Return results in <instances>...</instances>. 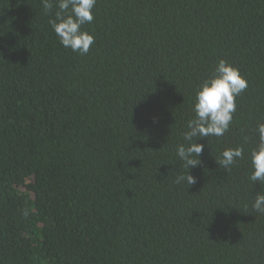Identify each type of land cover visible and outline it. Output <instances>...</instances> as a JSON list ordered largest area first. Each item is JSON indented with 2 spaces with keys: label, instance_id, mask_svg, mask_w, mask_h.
Segmentation results:
<instances>
[{
  "label": "trees",
  "instance_id": "16d2710c",
  "mask_svg": "<svg viewBox=\"0 0 264 264\" xmlns=\"http://www.w3.org/2000/svg\"><path fill=\"white\" fill-rule=\"evenodd\" d=\"M56 2L0 0V264H264V0H96L85 55ZM220 59L247 88L187 169L176 147Z\"/></svg>",
  "mask_w": 264,
  "mask_h": 264
},
{
  "label": "clouds",
  "instance_id": "9594fccd",
  "mask_svg": "<svg viewBox=\"0 0 264 264\" xmlns=\"http://www.w3.org/2000/svg\"><path fill=\"white\" fill-rule=\"evenodd\" d=\"M46 13L54 8L52 0H41ZM96 0H57L55 18L49 23L60 44L81 55L88 53L94 43V36L83 29V25L94 19L92 10ZM247 88V81L239 69L226 60H218L213 74L204 79L195 94L193 111L195 116L187 121L183 133L187 144H178L176 155L187 169L195 168L202 163L199 159L204 145L196 142L200 138L223 136L232 122L236 109L235 97ZM256 132L259 143L251 150L250 162L252 172L249 179L254 183H264V123H258ZM243 148H227L222 151L218 163L225 169H230L236 160L242 158ZM186 181L188 185L196 183V178L190 174L180 175L176 183ZM252 209L264 214V194H256Z\"/></svg>",
  "mask_w": 264,
  "mask_h": 264
}]
</instances>
